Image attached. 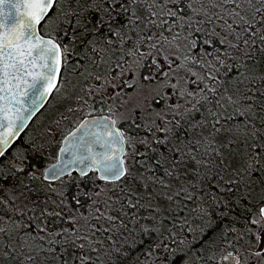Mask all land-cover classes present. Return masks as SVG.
<instances>
[{"label": "snow or ice", "instance_id": "obj_1", "mask_svg": "<svg viewBox=\"0 0 264 264\" xmlns=\"http://www.w3.org/2000/svg\"><path fill=\"white\" fill-rule=\"evenodd\" d=\"M0 264H264V0H0Z\"/></svg>", "mask_w": 264, "mask_h": 264}, {"label": "flooded vegetation", "instance_id": "obj_2", "mask_svg": "<svg viewBox=\"0 0 264 264\" xmlns=\"http://www.w3.org/2000/svg\"><path fill=\"white\" fill-rule=\"evenodd\" d=\"M55 109L56 101H51L49 105H46L45 109H43L41 113L37 114V117L34 118V121L30 124L29 130L27 131L29 137H34L43 134V129L48 125L52 114L55 112ZM72 119H76V117H73ZM66 127L71 128V123L67 124ZM56 147L58 146H54L52 149V157L55 156ZM52 157H50L47 163L53 162Z\"/></svg>", "mask_w": 264, "mask_h": 264}, {"label": "trees", "instance_id": "obj_3", "mask_svg": "<svg viewBox=\"0 0 264 264\" xmlns=\"http://www.w3.org/2000/svg\"><path fill=\"white\" fill-rule=\"evenodd\" d=\"M37 183H39V181H37ZM253 197H255V196H253ZM232 215L236 216V220H233L231 218ZM244 215H246V213L243 212L242 207H240V206L235 207L234 209H232V212H231L229 217H226L223 221H220V222L216 223L215 228L212 229L211 232H209L208 236L205 237V240H208L209 237H211L212 239H214L216 241L217 246H219L221 244V241L219 243H217V241L220 240V233L225 228V226H227L228 228L233 227V226H235L237 228H242L243 227V216ZM213 233H215V235H213ZM232 238H233V236L230 233L229 236H228V239H232ZM197 247H199V246H197ZM209 250L211 251V249H209ZM215 250L219 251V248L217 247V249H215ZM208 254L209 253H207L205 255V253H203V255H205V257Z\"/></svg>", "mask_w": 264, "mask_h": 264}, {"label": "rangeland", "instance_id": "obj_4", "mask_svg": "<svg viewBox=\"0 0 264 264\" xmlns=\"http://www.w3.org/2000/svg\"><path fill=\"white\" fill-rule=\"evenodd\" d=\"M174 186H175V185H174ZM258 194H259V189H257V191H255V192L252 193L253 196H257ZM219 242H220V240L217 241V243H219ZM209 251H210V250H205V251H204L205 255H206L207 253H209Z\"/></svg>", "mask_w": 264, "mask_h": 264}, {"label": "bare ground", "instance_id": "obj_5", "mask_svg": "<svg viewBox=\"0 0 264 264\" xmlns=\"http://www.w3.org/2000/svg\"><path fill=\"white\" fill-rule=\"evenodd\" d=\"M221 230V229H220ZM219 233V232H218ZM212 236V235H211ZM217 249V248H216ZM205 256V255H204Z\"/></svg>", "mask_w": 264, "mask_h": 264}]
</instances>
